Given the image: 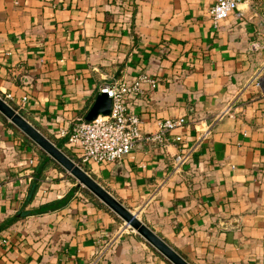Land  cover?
I'll return each instance as SVG.
<instances>
[{"label":"crops","instance_id":"1","mask_svg":"<svg viewBox=\"0 0 264 264\" xmlns=\"http://www.w3.org/2000/svg\"><path fill=\"white\" fill-rule=\"evenodd\" d=\"M214 1L0 0V94L56 135L104 84L153 78L127 97L143 134L178 116L189 144L207 123L210 134L178 169L171 132L87 171L192 264H264V7L240 0L215 25ZM37 161L0 116V225L16 216L0 227V264H172L64 170L26 203Z\"/></svg>","mask_w":264,"mask_h":264},{"label":"built area","instance_id":"2","mask_svg":"<svg viewBox=\"0 0 264 264\" xmlns=\"http://www.w3.org/2000/svg\"><path fill=\"white\" fill-rule=\"evenodd\" d=\"M240 0H215L209 12L213 23L216 25L231 11L237 8ZM264 7V0H260ZM264 22V9L262 8ZM264 35V28L262 32ZM257 47L258 44H253ZM264 47V41L261 43ZM260 71V70H259ZM255 74L253 80L257 86H262V80ZM155 85V80L144 73H140L130 80L118 79L101 86L100 91H105L111 98V109L107 114H98L91 120L76 117L70 128H60L57 136L64 137L65 146L77 157L82 167L92 164H106L115 162L126 156L135 144L146 139L154 143L164 144L167 136L173 133V140L177 144V152L173 156L175 169L180 168L185 162L191 160L192 153L199 142L207 137L212 129V124L207 123L200 130L194 142L189 144L183 136L182 128L186 125L184 116L167 117L158 121V127L150 133H142L141 118L133 111L127 97H136L143 93V82ZM6 100L11 97L9 93L3 96ZM25 98V97H23ZM175 129H179L175 132ZM33 159H29L32 163ZM84 168V167H83ZM125 224V223H124ZM124 227H130L125 224Z\"/></svg>","mask_w":264,"mask_h":264},{"label":"water","instance_id":"3","mask_svg":"<svg viewBox=\"0 0 264 264\" xmlns=\"http://www.w3.org/2000/svg\"><path fill=\"white\" fill-rule=\"evenodd\" d=\"M111 109V98L105 91L96 93L91 106L84 115V119L91 120L98 114H107ZM0 114L12 122L24 135L31 139L40 149L52 157L66 172L72 175L78 185H82L100 201L116 213L126 225L130 226L142 236L160 254L172 264H192L170 243L161 237L138 214L126 206L90 172L72 159L51 138L36 127L18 109L0 94Z\"/></svg>","mask_w":264,"mask_h":264},{"label":"trees","instance_id":"4","mask_svg":"<svg viewBox=\"0 0 264 264\" xmlns=\"http://www.w3.org/2000/svg\"><path fill=\"white\" fill-rule=\"evenodd\" d=\"M14 106V105H13ZM15 108H17L16 106H14ZM20 111V110H19ZM21 112V111H20ZM22 113V112H21ZM23 114V113H22ZM24 115V114H23ZM0 116L4 119V121L9 124L11 127H13L15 130H17L21 135H23V137L27 140V142H29L31 145H33L35 147L37 156H38V161L33 165L32 167V181L29 185V189H28V194L26 196V203L30 202L35 194V191L39 185V181L41 179H43L47 172L49 171L50 168L52 167H56L58 169L64 170L52 157H50L48 154H46L42 149H40L31 139H29L26 135H24L12 122L8 121L3 115L0 114ZM25 116V115H24ZM26 117V116H25ZM28 119V118H27ZM36 127H38L40 130L41 128L34 122H32ZM42 131V130H41ZM44 132V131H43ZM46 134V133H45ZM49 138H51L62 150H64L72 159H74L75 161H78L76 155L70 150L68 149L65 144H64V137L61 136H57V135H51V134H46ZM84 167V166H83ZM86 170L87 168L84 167ZM65 171V170H64ZM68 176L70 178H74L72 175L68 174ZM83 189L88 192L89 194L92 195L91 192H89L86 188L83 187ZM72 195V190L68 191L64 196H62L61 198H56V199H52L50 201L44 202L42 204H40L38 207L35 208H31L27 211H22V214H27V213H36V212H41V211H45V210H50L53 208H56L58 206H61L63 204H65L69 198ZM16 219V216H13L11 218H5L3 221H1V225L2 226H7L9 223H11L13 220Z\"/></svg>","mask_w":264,"mask_h":264},{"label":"rangeland","instance_id":"5","mask_svg":"<svg viewBox=\"0 0 264 264\" xmlns=\"http://www.w3.org/2000/svg\"><path fill=\"white\" fill-rule=\"evenodd\" d=\"M84 167H86V166H84ZM87 168V167H86ZM131 228V227H130Z\"/></svg>","mask_w":264,"mask_h":264}]
</instances>
